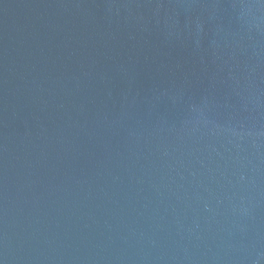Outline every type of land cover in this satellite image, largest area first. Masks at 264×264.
<instances>
[{
  "label": "water",
  "instance_id": "obj_1",
  "mask_svg": "<svg viewBox=\"0 0 264 264\" xmlns=\"http://www.w3.org/2000/svg\"><path fill=\"white\" fill-rule=\"evenodd\" d=\"M0 264H264V0H0Z\"/></svg>",
  "mask_w": 264,
  "mask_h": 264
}]
</instances>
